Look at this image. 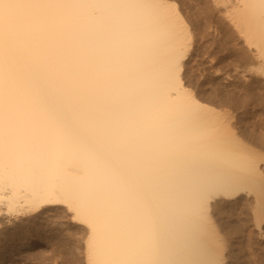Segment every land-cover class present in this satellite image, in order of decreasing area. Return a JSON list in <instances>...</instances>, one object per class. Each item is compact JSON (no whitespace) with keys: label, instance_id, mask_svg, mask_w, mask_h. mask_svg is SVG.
I'll list each match as a JSON object with an SVG mask.
<instances>
[{"label":"bare ground","instance_id":"1","mask_svg":"<svg viewBox=\"0 0 264 264\" xmlns=\"http://www.w3.org/2000/svg\"><path fill=\"white\" fill-rule=\"evenodd\" d=\"M214 1L264 79V0ZM190 32L174 0H0V257L46 251L61 206L85 264H225L213 213L264 220V154L187 86Z\"/></svg>","mask_w":264,"mask_h":264},{"label":"rangeland","instance_id":"2","mask_svg":"<svg viewBox=\"0 0 264 264\" xmlns=\"http://www.w3.org/2000/svg\"><path fill=\"white\" fill-rule=\"evenodd\" d=\"M174 1L177 2L180 12L182 13L183 17H185V21L188 24L191 35L193 34L191 49L188 55L189 57H187V62L185 63L186 77L184 76V80L187 86L189 85L188 87L193 91L195 97H197L202 102L204 101L212 105L217 113L221 115L224 114L226 117L228 115V117L232 116L230 118L232 121L231 127L234 125L235 128L233 127V130H235V134H237L236 136H239L240 140L245 142V145H247L249 148L250 146L254 145V147H256L255 151L260 153L261 157H263L262 154H264V143L261 140L263 139L264 141V83L262 82L264 79L261 78L260 80V78L252 74L250 75L248 72H246V66H243L246 65L245 62L249 59L248 57L250 56V51L247 45L243 42L244 38L242 34L237 32V27V30L235 31V25L232 26L233 24L231 25V23L226 20L227 13H225V7L216 3L214 0ZM246 51L248 52L249 56L247 55ZM242 52L247 56L245 57ZM244 70L245 72H243ZM239 73L245 74L246 76L243 75L244 78L248 76L245 78L246 80H243L244 78L241 76L242 74ZM253 77L254 79L252 83L250 82L252 81L250 79ZM259 81L262 83L257 84ZM240 84H242L243 88ZM252 84L255 85L252 86ZM244 86L248 89L250 88V93L247 92L248 90H246L247 88L245 89ZM255 87L257 88L256 90L254 89ZM258 89H260V91H258ZM243 90H245L244 92H246V95H249H244ZM251 90L256 92H251ZM241 95H243V97ZM249 125H253V127L252 129L248 130V128H251ZM253 128L256 129V132L258 131L256 133L254 129V133L256 135L251 132ZM260 130L262 131V134ZM257 134H259L260 138H262L260 141H257V138L255 137ZM258 142L262 143L258 144ZM251 143H256V145H252ZM259 149L262 151V153ZM263 163L264 160L263 162L261 160L259 165L264 170ZM252 198L253 195L248 196L247 201L252 202ZM243 202L246 203V198ZM243 202L239 203V205H233L234 207H231L232 205L229 207L228 205L220 212H212L213 214H216L212 215L211 221L214 225L213 229H215L213 231H215V233L217 232L216 239L218 240L214 243L211 242V244L216 250H218V252L220 251L219 254L223 255L221 257H225V264L227 262L229 264L230 262L231 264H264V220L260 215H257V208V211L256 209L255 211L252 210L255 206L252 205L254 202H247L246 204ZM240 204H244V207ZM249 205H252V209H250L251 207L248 208ZM238 206H241V208L243 207L245 209H239ZM63 208L64 207L61 206L58 207L56 211L52 210L50 213H45L44 216L39 217L37 221V225L46 226L50 229L53 228L51 230L54 231H51V235L47 234V238L50 239V245L47 246L46 251H37L36 248L32 249L33 251L27 250L25 251L26 253L21 256V258H18L16 256L18 254H15V252H12L11 254L8 253V255L0 257V264H85L84 247L82 243L83 239H80L83 237V233H80L82 229L78 226L76 227V225L70 221L69 214H67L65 208ZM253 212H255V214L257 213V216ZM253 214L254 216H252ZM32 215L33 214H31V216ZM259 216L260 220H263L262 222H260L258 219ZM223 217L225 218L224 222ZM254 217L257 218L258 222L261 223H259L260 226H256L258 222L254 220ZM21 219L27 220L28 218L21 216L18 218L17 223H19V220ZM241 221L245 223L243 225L244 228L240 226L242 230L239 229V225L243 224ZM229 222L231 224L233 223L232 227L231 225L229 226ZM233 226H236L238 231H236ZM34 227L35 226L32 225L29 226L31 230L36 229ZM18 229H20V232L18 233L19 235L22 234L21 236H23L26 233L25 231H27L24 227H19ZM235 232H237V234L234 235ZM79 233L81 235H79ZM12 234L13 231L10 232V236H12ZM237 235H239V237ZM10 236L5 239L4 245H6V243L10 240ZM41 239H44V237ZM7 248L9 247L5 246L3 251H6ZM235 250L237 251V254H235L236 252L231 253ZM227 251H229V253ZM1 254L2 251H0V255ZM230 257L234 259L237 257L238 261Z\"/></svg>","mask_w":264,"mask_h":264}]
</instances>
